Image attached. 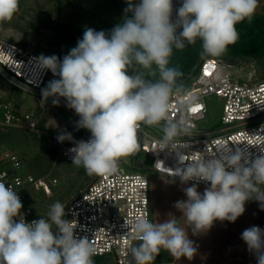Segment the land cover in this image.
Masks as SVG:
<instances>
[{
    "label": "clouds",
    "instance_id": "clouds-1",
    "mask_svg": "<svg viewBox=\"0 0 264 264\" xmlns=\"http://www.w3.org/2000/svg\"><path fill=\"white\" fill-rule=\"evenodd\" d=\"M126 3L122 22L110 32L89 27L62 59L41 55L40 66L58 77L42 89V100L59 105L64 98L79 116L77 130L91 133L87 141H74L66 130L57 136L60 143H74L72 164L90 176L115 174L122 159L139 152L142 126L160 129L158 150L174 152L177 160L174 168L166 167V183L189 185L182 188L186 199L174 204L184 225L171 213L163 222L147 215L125 221L139 241L128 248V264H154L162 250L177 261L192 260L197 247L189 229L199 235L217 220L234 223L248 201L264 210V146L256 145L257 154L222 143L196 155L180 150L179 138L192 134L186 112L193 108L191 100L184 102L183 73L170 66L171 57L197 40L202 58L222 56L239 39L236 25L252 19L259 0H181L175 18L173 0ZM18 8L19 0H0V22L10 21ZM173 99L179 102L175 116ZM22 207L18 193L0 182V264H94L96 249L76 235L77 221L65 218L64 203H53L46 217L31 222L20 218ZM241 239L257 264H264V229L253 225Z\"/></svg>",
    "mask_w": 264,
    "mask_h": 264
},
{
    "label": "built area",
    "instance_id": "built-area-1",
    "mask_svg": "<svg viewBox=\"0 0 264 264\" xmlns=\"http://www.w3.org/2000/svg\"><path fill=\"white\" fill-rule=\"evenodd\" d=\"M40 54L27 46L0 39V74L9 83L28 92L41 91L50 71L40 66ZM187 95L184 102L191 100L187 111L192 134L179 138L177 145L188 155L214 151L218 143L240 144L245 151L258 153L256 145L264 146V78L257 81L232 79L226 64L220 58H205L197 71L184 86ZM216 96L222 104L218 128H202L199 122L204 119L206 98ZM194 98V99H193ZM178 101L172 100L173 116L178 109ZM0 127L38 131V121L32 111H21L11 98H0ZM162 133L158 127L142 126L138 131L140 151L150 160V167L165 174L166 167L177 164L174 152L158 150L157 141ZM91 133L84 129L74 141H87ZM59 156L72 164L73 153L69 149L74 143H58ZM252 145V146H249ZM115 174L108 176L92 175L85 186L71 195L65 203V218L75 219L78 227L76 235L87 237L96 249L95 257L111 256L115 264H128V248L138 242L131 230L124 227L125 221L147 215L151 221L149 182L141 171H125L121 164ZM163 161V163L157 162ZM23 158L8 147L0 146V182L12 187L19 195L22 204L26 190L41 189L50 195L51 185L56 178L35 177L23 170ZM77 167V166H75ZM82 168V167H78ZM166 175V174H165ZM168 176V175H167ZM27 222L38 219L31 208L21 209Z\"/></svg>",
    "mask_w": 264,
    "mask_h": 264
},
{
    "label": "rangeland",
    "instance_id": "rangeland-1",
    "mask_svg": "<svg viewBox=\"0 0 264 264\" xmlns=\"http://www.w3.org/2000/svg\"><path fill=\"white\" fill-rule=\"evenodd\" d=\"M126 7V0H19L18 11L12 19L0 22V39L27 46L43 56L56 55L62 59L82 39L86 28L110 32L122 22ZM183 51L174 49L170 62V66L178 67L181 71L187 68L189 58L188 54L183 55ZM223 61L231 78L239 82L264 78V51L255 58ZM192 77L183 75L180 81L187 86ZM56 78L50 71L41 91L28 92L7 82L0 74V98L9 97L21 111H32L39 126L38 131L18 128L4 130L0 127V146L17 151L23 158V170L33 176L57 179V183L50 186V195L39 189L25 202L38 218L46 217L53 203L59 201L65 204L69 196L92 176L83 167L77 168L59 156L57 144L60 142L57 136L60 132L66 130L75 140L83 130H77L79 116L66 106L64 98H60L59 105H53L51 98L47 102L42 100V89ZM205 102L207 111L199 126L218 128L223 102L216 96L207 97ZM140 153L125 158L121 167L128 172L145 169L147 163ZM94 264L115 263L113 258L104 257L94 261Z\"/></svg>",
    "mask_w": 264,
    "mask_h": 264
},
{
    "label": "crops",
    "instance_id": "crops-1",
    "mask_svg": "<svg viewBox=\"0 0 264 264\" xmlns=\"http://www.w3.org/2000/svg\"><path fill=\"white\" fill-rule=\"evenodd\" d=\"M180 4L181 0H173V18H175V9L176 7L178 8ZM256 12L264 13V0H259ZM140 154L143 155V159H145L147 163L145 169L141 170V172L146 175L149 182L151 222H163L169 218L170 213L179 219L182 213L174 207V204L178 200L186 199L182 188L189 185H182L178 180L174 184L166 183L165 180H167L169 176L153 170L150 167V160L148 157L143 153ZM91 179L92 178L83 186L89 183ZM205 187L206 185L204 183H200L198 190L203 192ZM34 191L40 190L33 188L26 190V198L23 203L24 206L31 208L30 205L25 204V202L28 201L30 195L34 194ZM179 222L181 226L184 225L183 218H180ZM253 225L264 229V210H261L257 202L248 201L245 204L244 214L234 223L217 220L210 230L199 235H192L191 230H188L189 239L192 240L197 247V254L192 260L181 257V259L177 261L166 251L162 250L159 256H157L154 264H257L254 255L248 251L246 244L241 239V233ZM138 243L139 241L134 244Z\"/></svg>",
    "mask_w": 264,
    "mask_h": 264
},
{
    "label": "trees",
    "instance_id": "trees-1",
    "mask_svg": "<svg viewBox=\"0 0 264 264\" xmlns=\"http://www.w3.org/2000/svg\"><path fill=\"white\" fill-rule=\"evenodd\" d=\"M239 39L233 45H229L227 51L220 57L229 61L233 58H255L264 51V13L256 12L251 20H244L236 25ZM202 43L197 40L195 44L187 45L182 52L189 56L187 68L182 70L187 78L193 76L197 71L201 61L209 57H201ZM214 58V57H213ZM182 61V60H181ZM84 130V129H82ZM104 257H95L98 261Z\"/></svg>",
    "mask_w": 264,
    "mask_h": 264
},
{
    "label": "snow or ice",
    "instance_id": "snow-or-ice-1",
    "mask_svg": "<svg viewBox=\"0 0 264 264\" xmlns=\"http://www.w3.org/2000/svg\"><path fill=\"white\" fill-rule=\"evenodd\" d=\"M192 111H193V112H196V111H197V108H193Z\"/></svg>",
    "mask_w": 264,
    "mask_h": 264
},
{
    "label": "bare ground",
    "instance_id": "bare-ground-1",
    "mask_svg": "<svg viewBox=\"0 0 264 264\" xmlns=\"http://www.w3.org/2000/svg\"><path fill=\"white\" fill-rule=\"evenodd\" d=\"M230 65V64H229ZM15 86V85H14ZM17 87V86H16ZM18 88V87H17ZM20 89V88H19Z\"/></svg>",
    "mask_w": 264,
    "mask_h": 264
}]
</instances>
